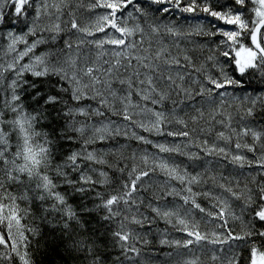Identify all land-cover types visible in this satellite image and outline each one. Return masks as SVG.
I'll return each mask as SVG.
<instances>
[{
  "label": "snow or ice",
  "instance_id": "snow-or-ice-1",
  "mask_svg": "<svg viewBox=\"0 0 264 264\" xmlns=\"http://www.w3.org/2000/svg\"><path fill=\"white\" fill-rule=\"evenodd\" d=\"M5 2L14 6L17 17H25L27 35L36 38L29 42L25 35H15L9 31L8 52L14 55L10 62L0 63V91L10 90L8 96L0 99V264H36L34 251L40 252L41 248V255L54 257L53 264H124V260L132 259L128 254L139 255V249L130 244V240L135 237L125 230L123 222L118 229H111L110 222L121 215V210L114 206L123 204L130 209L131 205H135L133 194L140 191L143 178L149 177L155 169L145 168L137 172L133 167L127 173L128 180L117 189L106 169H114L123 174L124 166L110 163L105 156L111 153L93 146L102 144L113 135L127 133L122 132L111 120L108 123L98 121L99 126L90 121L94 116L111 113L129 124L163 135L162 126L169 122V116L175 118V106L189 98L202 96L212 100L214 96H219L223 104L222 98L232 93L217 90L232 87L243 90L246 95L242 99L248 100L247 93L251 85L245 87L239 77L251 75L250 70H257L264 77V0H251L254 18L247 20L241 11L246 0H235V5L240 6L235 11L232 5L226 6L228 11H218L210 7L207 0H150L151 4L167 5L155 9L158 14L170 13L173 9L181 13L202 12L225 24L235 25L236 28L232 30L217 29L213 32L205 31L201 22H197L195 32L207 36L219 34L226 38L221 43L227 45V50L221 54L234 60L233 72L239 73V77L235 78L229 75L223 65L219 66V77H215L207 74L203 65L198 68L192 64L188 56L184 57L188 63L182 64L179 58L171 57L164 48L152 52L150 47H140L144 43L143 39L139 43L129 39L138 32L143 34V29L138 24L128 27L117 14L123 13L131 5L142 16L147 15L136 0H94L90 5L92 9L103 8L109 11L99 15L92 25H81L76 19H70L67 22L68 30H75L72 36L80 34L75 41L72 36L62 37L66 29L59 21L61 5L66 6V0H59V3L52 0L51 4L49 0ZM28 8L33 9L31 14L27 12ZM51 9L55 10V19L49 24H42L43 17L53 15ZM127 15L132 17V12L129 11ZM4 19L0 9V24L4 23ZM108 28L119 33V37L108 36ZM150 28L152 33L159 34L158 26L150 25ZM166 30L170 35H181L174 28L167 27ZM97 32L106 33L107 38L96 41L84 39ZM245 34V38H250L249 46H245L241 40ZM19 43L24 44L23 49H17ZM85 43L94 44L100 50L95 60L81 57L79 49ZM105 44L115 46L110 53L111 60L101 59L109 54L104 50ZM44 45L47 47H42ZM230 52H235V57H230ZM208 59L214 60V57ZM189 67L193 72L206 76V82L192 81L199 85L195 90L185 86L186 75L191 76V73L176 71L173 75L172 72L174 68ZM6 73L11 75L6 76ZM173 96L178 99L173 100ZM133 97L138 100L134 101ZM169 100L174 107L168 115L165 111L147 107L148 104L163 107ZM139 101L144 104L141 105ZM134 108L154 117L150 127L142 121H136V113L132 111ZM196 113L190 118L194 124L204 117L202 110L196 109ZM245 116L252 118V122L244 124L240 131L231 129L230 116L227 121H218L231 129V134L226 135L220 131L217 138L233 144L232 137H236L234 148L237 152L231 154L229 163L239 168L255 166L264 170V97L251 98V106L245 109ZM244 118L241 117L242 120ZM212 119L215 120V115ZM176 122L184 128L188 127L183 119L176 118ZM166 135L188 137L190 132L169 130ZM133 136L143 143H152L135 133ZM245 137H250L251 143L244 140ZM154 146L161 153L180 151L178 147H168L163 143ZM202 151L210 156L227 158L230 155L226 148L209 146L207 141ZM245 151L254 156L257 151L261 154L249 160L246 155L238 154ZM181 154L187 155L189 159H200L197 154ZM143 159L147 163V157ZM158 167L169 179L184 185L180 189L172 188L167 196L179 197L184 204L190 203L193 208L205 212L197 203L196 193L191 187L201 182L200 173L191 174L186 170L181 173L178 167H170L165 162H161ZM261 175L264 176V172ZM252 182L254 187L245 185L241 191L220 185L233 198L242 200L246 208H251V221L240 233L227 228V201H223L224 206L217 213L207 215H215L223 221L219 226L225 229V234L221 236L213 232V238L209 239L207 234L199 231H187V235L194 239L183 242L182 246L188 247L200 241L212 244L238 241L241 243L236 245L235 250L229 248L227 264H264V180L257 181L253 177ZM109 185L113 190L105 195L102 190ZM98 188L101 190L98 191ZM93 196L94 207L88 203ZM163 198L162 195L160 199ZM20 202L25 206L21 207ZM147 207L168 222H171L172 216L178 215L171 210L153 207L151 203ZM98 209L104 210L99 216L95 214ZM29 219L31 222L25 223ZM123 219L140 226L145 222L151 223L147 218L141 220L135 215L131 218L125 215ZM179 224L187 230L188 225L184 219H179ZM109 234L113 245L119 248L115 259L109 251ZM161 243L166 244L168 241L163 240ZM174 243L181 245L180 241Z\"/></svg>",
  "mask_w": 264,
  "mask_h": 264
},
{
  "label": "trees",
  "instance_id": "trees-1",
  "mask_svg": "<svg viewBox=\"0 0 264 264\" xmlns=\"http://www.w3.org/2000/svg\"><path fill=\"white\" fill-rule=\"evenodd\" d=\"M56 2L59 3V0H56ZM93 2H94V0H66V6L63 4L61 5L62 13L60 14V21L59 22L61 23V26L66 29V31L64 33H62V37L67 38L69 36H72V34L75 32V30H70V31L68 30L69 24L67 22L70 19H73V18L76 19L77 22L81 25H92L95 23V21L99 15H103L109 11V10L103 9V8L92 9L90 7V5ZM185 2H186V0H185ZM198 2H203V0H198ZM207 2H208L210 7H213L214 9H216L218 11H221V10L222 11H228L229 9L226 7L227 5H232L233 11L240 8L239 5H235V0H207ZM49 3L51 4L52 0H49ZM136 3H138L147 12V15L142 16L140 13L136 12L131 5H129V7L127 9H124L123 13H118L117 15L122 18V20L127 24L128 27H134L138 24L143 29V34L138 32V33H136L135 36L129 38L131 40L136 41L137 43H139L140 40L143 39L144 43L142 45H140V47H142V48H149L150 47V50L152 52H155L158 49L164 48L167 50V53L170 54L171 57L179 58L181 60L182 64L188 63L187 61L184 60V57L188 56L191 58L192 64H194L198 68L201 65H203V69L206 71V73L210 74L212 76H215V77H219L220 74L217 75L218 74L217 71L213 72V66H215V68H216L219 65H223L225 67V70L229 73V75L233 76L234 78L239 77L238 72H233V69L235 68L234 60L230 59L229 57H225L221 54L223 50H227V45L221 43L222 41H224L226 39L225 37L217 34V35H214L213 37H211V41L209 43H206L207 39H205L206 41L203 44L204 40H202V39L206 38V36L199 37V35L195 34L196 29H197V28H195V26H197V23H196L197 21L201 22V27H203V29L205 31H208V30H215L216 31L217 29L232 30V29L236 28L235 25L231 24L229 26H224V25L220 24V23H222V21L215 20V18L213 20L212 17H210L206 13H202V12L199 14L181 13L177 9H173L170 13H159L158 14L155 11V9L160 8V7H165L167 5L151 4L150 0H136ZM252 7H254V5L251 4V0H246L245 7L243 9H241V11H243L245 13L244 19L247 20L249 18H254V14L251 12ZM0 9H2V11L4 13V17H5L4 23L0 24V63H7V62H10L12 56L14 55L13 53L8 52V44L10 43V38L8 36L9 31L13 32L15 35H25L26 38L29 40V42H31L36 37L27 35V29L25 28V17H17L14 13V6L11 3L5 2V0H0ZM129 11L132 12V17H129L127 15V13ZM27 12L29 14H31L33 12V9L28 8ZM51 12L53 13V15L51 17L46 16V17L42 18V24H44V25L49 24L50 22H52V20L55 19V10L51 9ZM209 22H211V23H209ZM29 23H30V20H29ZM175 24H177L181 27H178V26L174 27ZM193 24H194V26H193ZM150 25L158 26L160 29L159 34L152 33ZM167 27H171V28L176 29L177 31H179L181 33V35L180 36H173V35L168 34L167 30H166ZM210 27H212V29H210ZM106 32H107L108 36L119 37V33H115L114 30L111 28L106 29ZM188 33H192V34L189 35ZM45 35H47V34H45ZM79 35H80L79 33H76L75 36H72L73 40L75 41L76 36H79ZM192 35L193 36L197 35L198 45L195 43L196 40L191 39ZM245 37H246V34L241 37V40L244 41L247 45H250V38H245ZM106 38H107V36H106V33H104V32H97L93 36L84 37V39L86 41H96L99 39H106ZM16 47H17V49H23L24 44L19 43L16 45ZM42 47H47V45H44ZM114 47L115 46H113L111 44H105L104 50L109 54L105 55L101 59L102 60H111L112 57H111L110 53L114 49ZM37 51H39V49ZM99 51H100L99 49L95 48L94 44H88V43H85L79 49V53H80L81 57L83 59H87L90 61L96 59V56H97ZM207 52H209V54H212L211 57H214L215 61H211L208 59L209 57H207V54H208ZM230 57H234L233 52H230ZM209 66H210V69H207V67H209ZM176 71L191 73V76L186 75L185 86H189L193 90L198 88L195 85L196 83H192L193 80L191 77L194 76L195 73L196 74L198 73V76L200 78H202L201 76H203V74H201L200 72H193L191 67H189L187 69H175L174 68L172 70L173 75H175ZM250 71H251V75L246 74L244 77H239L240 79H242L244 81L245 87H248L249 84L251 85V89L247 93V95L249 96L248 100L242 99V97L244 95H246V93H244V91L241 89H234L232 87L225 89L228 92L233 91V94H232L233 95V102H232V104H230L231 107L229 109V112L232 115V119H235V122L237 123V124L234 123V127H235L236 131H240L241 128L243 127V125L246 124V121H247V123L252 122V120H250L249 117L245 116V109L247 107L251 106V98L256 97V96L264 97V77H261L260 73L257 70H250ZM5 75L9 76V75H11V73H6ZM200 78H199V81H200ZM7 83H8V81L6 80L5 84H7ZM117 87H119V85H117ZM9 92H10L9 89H5L4 91H0V99L8 96ZM218 92H220V91H218ZM200 97L201 98H207V97H202V96H196L195 99L189 98L185 101L186 102H192V104H195L197 102V104L200 105V102H199ZM175 98L177 99V97H172L173 100H175ZM133 100L137 101L138 98L133 97ZM167 103H168V101L166 102V104ZM93 104H95V102H93ZM143 104H144V102L141 103V105H143ZM166 104H165V106H166ZM148 105H150V104H148ZM207 107L208 108L203 111L204 112V118L207 119L208 122H210V120L213 116V112H215L218 109V106L212 100H208ZM152 108L154 110L159 109V108H157V106H154ZM132 111H133V109H132ZM211 111H212V114H211ZM193 115H196V113L194 111H187L185 114V116L188 118H191V116H193ZM241 117H246V121L244 119L242 120ZM109 120H111V121L113 120L114 122H118V121H123V123L125 122L119 116L112 115L111 113H106L105 116H101V117L94 116L92 118V120L90 121V123L98 125L97 124L98 121L108 123ZM200 121H201V119L199 121H197L195 124H191L189 122L190 123L189 125L192 129V132H190V136H188L186 138H181L178 136H175L173 138V137H167L166 136V137H164V139H162L161 137H158V139H159V141L163 140L160 143H163L165 146L178 147L179 149H181L183 146L186 145L185 141L189 142L190 140H193L195 142L194 145H197V144L203 145L204 142H202L200 139L196 138L195 136L192 137V135H194V132L198 131V128H199L198 122H200ZM219 121H221V120H219ZM126 122L129 123L128 121H126ZM209 124H210V126L208 128H205L207 130V132H210V135L208 137H206V140L209 139V141H207V143L209 146H212V145L217 146L214 142H212L213 141L212 137L216 136L217 133L220 132V130H219L220 128L215 126L213 123H212V125H211V123H209ZM156 135H158V134H156ZM143 136H146V135H143ZM165 139H167V140L164 141ZM244 140L251 143V139H249V140L244 139ZM174 143H178V144H174ZM257 147H259V145H257ZM235 152H237V150H235ZM257 152L255 153V156H259L261 154L259 151H257ZM248 155H249L250 159L255 158L254 154L249 153ZM250 155L252 156V158L250 157ZM213 157L216 160H218L219 165L222 164L223 158H224L223 156L213 155ZM230 159H231V155L229 157H227V160L230 161ZM116 161L117 162H114L115 164L121 165L120 163H118V160H116ZM112 162L113 161H111L110 163H112ZM186 164H187V162H186ZM122 166H124V168H125L124 173L127 174L129 172V170L126 168L125 165H122ZM206 167H207V169L208 168L211 169L210 164L207 165ZM194 169L200 174H201L202 170H205V171L207 170V169H201V170L199 169V171H198L197 170L198 168H194ZM106 170L109 172V176L112 179V183L115 184L117 189H119L120 184L124 183V181H125L124 176L126 174L123 175L122 173H120L119 171H115L114 169H106ZM227 170L228 169H225V171H227ZM210 171L215 173L216 176L217 175L219 176L220 173H224V169H223V171H220V169H218L216 171L215 170H210ZM72 175H76V174L73 173ZM165 179H166V177H165ZM150 183H151L150 181L147 182V184L149 185L148 189H144V187H143L144 193H142L143 195L140 198V201H138V199H137L136 204L130 206V207L137 209V210H133V212L138 211L139 216H136L138 219L143 218V217H147V218L150 217L148 220L151 221V223H150L151 227L144 228L145 231L142 229L143 232L138 233L137 232V224L130 223L129 221H126L123 219V217L127 214H126V212H123L124 208H123L122 204L114 206V207H118L121 210V215L119 217H117L114 221L110 222L111 229L112 230L118 229L120 227L121 222H123V224L125 225V230L130 231L132 233L133 237H135V239L130 240V244L134 245L137 249H139V251L141 249H143V253H144V256H140V257H136L135 253H132V254L129 253L128 255L132 256V259L131 260H124V264H185L184 260L186 258L188 259L189 256H191V254L190 253H188V254L183 253L184 251L180 250V248H184L183 246L170 247L169 246L170 244L161 245V241L159 240V236L157 235L158 230H160V229L158 227H156L155 223H153V219L156 218V220H158V218L151 215L152 213L149 210V207H147V205L152 201V199L154 197L153 192H156L158 190L157 187L160 183H154L153 185H150ZM248 187H250V186H248ZM97 190L100 191L101 189L98 188ZM112 190H113L112 186L109 185V186H106L102 191H104L105 195H108L112 192ZM141 190H142V188H140V191ZM159 195H160V193H159ZM146 201H148V204L146 203ZM140 202L142 203L143 207L136 208L135 206H137L138 204L140 205L141 204ZM20 203H21V207L25 206L23 202H20ZM88 203L93 205V207H94L95 197L93 196L92 199L90 201H88ZM127 209H129V208H127ZM103 211H104L103 209L95 210V214L97 216H99ZM30 222H31L30 219L25 221V223H30ZM37 222H39V221H37ZM192 227H193V225L190 226L189 228H192ZM193 228L198 230V228L196 226H194ZM178 230L179 229H176L177 232H178ZM173 231H175V230H173ZM145 241H147V242L145 243ZM108 242H109V251L112 253L113 259H115V254L117 252H119V248L113 245V242L110 238V234H109V241ZM133 242H134V244H133ZM141 244L144 246H142ZM0 247H2V246H0ZM42 251H43L42 248H41L40 252L34 251V258H35L36 264H53L54 257H52V256L45 257L44 255H41ZM241 255H244V254L241 253ZM209 260H210V258L207 257V263L208 264L210 263ZM198 263L202 264V263H206V261H205V259H202V262L198 261ZM5 264H7V262H5ZM57 264H58V262H57Z\"/></svg>",
  "mask_w": 264,
  "mask_h": 264
},
{
  "label": "rangeland",
  "instance_id": "rangeland-1",
  "mask_svg": "<svg viewBox=\"0 0 264 264\" xmlns=\"http://www.w3.org/2000/svg\"><path fill=\"white\" fill-rule=\"evenodd\" d=\"M212 19L214 20L213 17H212ZM220 24H222L224 26L231 25V24H225L223 21ZM177 26L181 27L177 24L174 25V27H177ZM204 36L205 35H199V37H204ZM205 39L206 38H203L202 40H205ZM243 43L245 44V46H248L245 42H243ZM233 53L235 55V52H233ZM241 56H243V53L241 54ZM211 61H215V59L211 60ZM219 66L216 67L217 69L215 68V66H213V72L217 71V73H218L217 75L220 74ZM207 69H210V66L207 67ZM201 77L202 78H200L198 76V73H197L196 75L192 76L191 78H192V80H199V78H200L201 82H206V76L203 75ZM195 85H196V87H199L198 84H195ZM229 93L233 94V91H229ZM173 97H176V96H173ZM177 99H178V97H177ZM222 99L224 101L223 104L220 103L221 98L219 96H216V98L213 97V99H212V101L215 102L218 106L219 112H218L217 118H226L227 119V117L230 116L231 117V121H230L231 129H235V127H234V123H236L235 119H233V121H234V123H233L232 122V115L229 112V109L231 107L230 104H232V102H233V95H228V97L222 98ZM199 102H200V105H198L197 102L195 104H192V102L184 101V104H182L181 107L176 108L175 118L173 116H169V122L166 123V125L162 126L165 134L162 135V134H158V133L154 132L155 133L154 136L156 134H158V135L162 136V139H164V137L167 136L166 135L167 131H169V130H171V131H182L183 130V131H189L190 132L191 129H190L189 125L187 128H184L183 125L176 122V118L183 119L184 121L187 122V124H190V123L194 124L190 118L185 116V114L187 111H194L196 113V109H200V110L204 111L205 109L208 108L207 107V105H208V99L207 98H201L200 97ZM150 105H147V107L152 108ZM189 105H192L193 107H190ZM169 106L172 108H164L163 107L166 115H168V113L174 107L172 104V101H170V100H169ZM257 107H258L257 109L259 111V104L257 105ZM160 108H162V107H160ZM133 112L136 113L135 119L137 122L142 121L145 125H147L149 127L151 126V121L154 120V117L151 116V114L141 113L139 108H134ZM219 120L220 119H217V121H216V126L218 128H220L219 130L224 131L226 135L231 134V129L225 127L221 123H218ZM250 120H252V118H250ZM124 123H123V121L117 122V125L121 128L122 132H126L127 135L130 137H134L133 133H135L136 135H139V136L146 135L143 137H145L149 140V135H150L149 131H146L137 125L129 124L126 121ZM209 123L210 122L207 123L205 118L203 117L201 119V121L198 122V125H199L198 131L197 132L193 131L194 135H192V137L195 136L196 138L200 139L202 142H204L203 145H200V144L194 145L195 142L193 140H190L189 142L185 141L186 145L183 146L179 152H173V153L169 154V153L159 152L158 149L154 146L156 143L152 142L150 144L153 147V154H150V161L146 164L145 167H137V166L135 167L134 165H132V163L127 158H126V160L128 162L124 161L121 158L118 159V163H120L121 165H125L126 168L129 170V172H131L133 167H135L139 171L142 169H145V168H147L149 170H151L153 168L155 169V171L150 172L149 177H144L143 180L141 181V183L143 184L144 189H148V186H149L147 184L148 181L151 182L150 185H153L154 183H160L157 187L158 190L156 192H153L154 197L151 201L152 206L153 207H161L162 209L171 210V211H174L178 214V215H174L170 218L171 222L166 221L164 218H162L163 219L162 223L160 221L156 220V218L153 219V223H155L156 227H158L160 229V232L158 230V234H157L159 236V240L160 241L167 240L168 243H166V245L170 244L169 245L170 247H178V245L175 244L174 241H180L181 242L180 246H182L183 242H185L189 239H194L193 237H189L187 235V231H192L189 228L192 225H193V227L196 226L198 228L197 231L201 232L202 234H207L209 236V239L213 238L211 236V234L213 232L223 236L225 234V229L219 226L222 224L223 221L221 219H217L215 217V215H212V216L207 215V213H209V211H212V210L215 213H217L219 211V209L224 206L223 201H227V208H226V215H225V218L228 220L227 228L233 230L235 233H240L242 228H244L245 225L251 221V215H250L251 208H246L244 205V202L242 200H236L235 198H233L231 196V194L228 192H225L224 189L220 187V185L223 184L225 186H231L234 190L241 191V190H244L245 185H248L250 187L255 186L254 183L252 182L253 177H255V180H257V181L264 180V176L261 175V173L264 172V170H261L258 167L253 166V167L249 168V167L245 166L244 168H239L236 165L230 164L229 160H227V158H223L222 164L219 165V162L215 158H212L213 156L207 155L204 153V151H202L203 147L205 146V141H209V139L206 140V137H208L210 135V132H207V130L205 129V128H208L210 126ZM246 123H247V121H246ZM96 126H99V125H96ZM148 132H149V134H148ZM127 135H123V134L122 135H113L110 139V142L112 139L120 138V137H121L120 141H123V139ZM217 136H218V133L216 136L212 137V139H213L212 142H214L218 147L226 148L229 151L230 155L235 152V150H236L234 148V142L236 139L235 136L232 137L233 144H228L225 141L218 139ZM167 137H173V136H167ZM181 138H186V137H181ZM134 139H135V137H134ZM244 139L249 140L251 138L245 137ZM165 140H167V139H165ZM140 142L143 143L142 141H140ZM174 144H178V143H174ZM100 148L103 149V146L101 144H100ZM115 150H116V152L112 153V157H113L112 163L117 162L116 161L117 158L125 153L122 151L123 150L122 146L115 148ZM181 153L197 154V155H199L200 159H198V160L189 159L187 155H183ZM249 153H251V152L245 151V152L238 153V154H244L248 157L249 160H252L253 158L251 155H250V157L252 159L249 158V155H248ZM251 154H253V153H251ZM126 157H127V155H126ZM107 160L111 162L110 159H107ZM161 162L167 163L170 167H173V166L178 167V169L181 173H183L186 170L188 173H191V174L198 173L194 168H198L197 170L199 171V169L200 170L201 169H207L206 166L209 164L211 165V167H210L211 169L208 168L209 170L207 169L206 171L202 170L201 182L198 184H193L196 187H194L193 185L191 186L193 189V192L196 193L195 199H196L197 203H199L201 205V207H203L205 209V212H200L199 209L193 208L190 203L184 204V202L179 197L167 196V192L171 191L172 188L180 189V188L184 187V185L179 184V182L176 180L169 179V177L158 167V165ZM186 162L188 165L186 164ZM208 162H210V163H208ZM213 162H214V164H212ZM95 167L100 168L101 166L95 165ZM218 169H220V171H223V169H224V173H220L219 176L218 175L216 176L215 173L210 171V170L216 171ZM225 169H228V170L225 171ZM138 170H137V172H139ZM124 174H126V173H123V175ZM165 177H166V179H165ZM124 179H125V181L128 180L127 174L124 176ZM122 184L123 183H121L120 186ZM138 187H139V185H138ZM143 187H142L141 191H138V192L133 194V197L136 199V201H137V199H138V201H140V198L143 195L142 193H144ZM159 193H160V195H159ZM205 193H208V195H205ZM184 194L187 195V193H184ZM162 195L164 196V198L160 199V197ZM146 203L148 204V201H146ZM135 207L141 208V207H143V205L141 203L140 205L138 204ZM123 208H124L123 212H126V214L128 215L129 218H131L133 215L139 216L138 211L133 212V210H137V209H135L133 207H130V209H127V208H125L124 205H123ZM149 210H151V208H149ZM152 213L154 215H156L153 211H152ZM229 213H231V214H229ZM157 217H159V216H157ZM144 218H147V217H143V218H139V219L143 220ZM148 219L149 218H147V220ZM179 219H184L186 221V223L188 225L187 230L184 229L183 225L179 224ZM176 229H179L178 232H175ZM173 230H175V231H173ZM239 243H241V242H238V241L237 242H231V244H212V243H208L207 241H200L199 243H193V244L189 245L188 247L183 246L184 248H180V250L184 251L183 253H187V254L190 253L191 254V256H189L188 259L186 258L184 260L185 264H188V262H190V261L194 262V264L195 263L199 264L198 261L202 262V259H205V261H206V263H202V264H208L207 263V257L210 258L209 264H227V258L229 255V248L231 247L233 250H235L236 245ZM161 245H164V243H161ZM142 246H144V245H142ZM135 255H136V257L144 256L143 249H141L139 251V255H137L136 253H135ZM213 257H216V258L213 259Z\"/></svg>",
  "mask_w": 264,
  "mask_h": 264
},
{
  "label": "bare ground",
  "instance_id": "bare-ground-1",
  "mask_svg": "<svg viewBox=\"0 0 264 264\" xmlns=\"http://www.w3.org/2000/svg\"><path fill=\"white\" fill-rule=\"evenodd\" d=\"M193 26H194V24H193ZM195 28H197V26H195ZM210 29H212V27H210ZM208 31L214 32L215 30H208ZM205 36H206L207 41L204 40L203 44L205 43V41H206V43H209L211 41V37H213V36H207V35H205ZM191 39L196 40L195 43L198 45L197 35H195V36L192 35ZM207 53H208L207 57L212 56V54H209V52H207ZM218 112H219L218 109L215 112H213V115H215V120H213L211 118V120H210L211 125L213 123L216 126L217 119H220V120L225 119V121H227L226 118H217ZM211 114H212V111H211ZM205 120L208 123V120L207 119H205ZM244 120L246 121V117L244 118ZM232 122L234 123L233 119H232ZM115 125H117V122H115ZM148 134H149V132H148ZM154 134H155L154 132H150L149 140L157 144L159 142V139L157 138V136H154ZM110 139H111V137L108 138L106 141H104L102 144L97 143L96 145L93 146L96 148H100V144H101L103 146L104 150L111 153V154L106 155L107 157L105 156L106 159H110L111 161H113L112 153L116 152L115 148L122 146L123 147L122 151L125 153L123 155H121L120 157H118L117 160L121 158L124 161L128 162L126 160V158H127L132 163V165H134L135 167L136 166L137 167H145L146 164L150 161V154H153V147L151 146L150 143H148V144L141 143L140 141L134 139V137H130L128 135L123 139V141H120L121 137L112 139L111 142H110ZM126 155H127V157H126ZM144 157H147V163H145V161L143 159Z\"/></svg>",
  "mask_w": 264,
  "mask_h": 264
}]
</instances>
